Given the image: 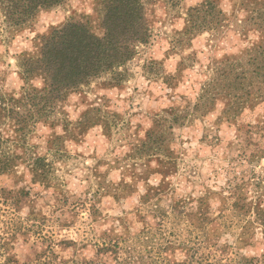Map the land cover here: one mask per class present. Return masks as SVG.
<instances>
[{"label": "rangeland", "instance_id": "374dc122", "mask_svg": "<svg viewBox=\"0 0 264 264\" xmlns=\"http://www.w3.org/2000/svg\"><path fill=\"white\" fill-rule=\"evenodd\" d=\"M203 1L198 0L197 3L187 6L185 8L186 15L183 17V27L179 30L173 28L170 33H165L163 36H161L160 32L164 28L167 29L168 26L166 24L169 22L157 20L154 15L152 19H149L147 16L149 21L148 40L146 43L139 44L144 46L139 51H137L139 46L137 45L134 55L123 66L118 68L119 71L123 72L121 79H119L120 81L116 79L118 76H115L113 73L103 74L94 78L90 83L70 92L66 99L56 108V111L51 115L49 120L36 122L24 135L14 131L6 120H1V130L5 146L7 147L9 143L13 145V149L21 157L18 162L23 164L30 174V183L42 185L43 190L33 192L27 185L19 189L15 187L13 189L0 188L1 196L6 191L7 197H16V199L18 197V210L14 211L9 206L11 198L5 200L0 196V219H4L7 215L5 208L11 209L15 213H19L24 208H27V212L29 209H33L44 216L42 228L38 233L39 236H37L39 239L38 244L35 242L32 247L38 246L40 248L41 246H45L47 249L46 245H48L58 255L59 259L63 258L61 253L71 249L72 252L68 258L73 259L78 264H125L126 261L130 262L132 258L134 260L142 259L144 262L145 259L152 255V247H158L156 245L160 243L166 245L170 241L171 244L168 245L176 243V246L179 243H184V245L192 244L195 230L188 225L187 220L183 216L177 215V211L173 209L174 207H182V205L184 208L193 207L196 200L205 194L210 195L209 202L214 214L221 212L229 215L225 219L226 225L218 241L220 243H227L231 247L226 254L220 257L232 260L231 250L233 247L236 249L233 253L235 257L238 254L243 255L240 249L255 247L252 243L254 234L250 236L247 244L244 245H241V243L236 244L234 242L235 239H232V236H237L236 233L231 231L232 227L245 228L244 222H247V220L232 217V214H230L232 212L230 204L242 196H246V201L249 202L255 199L257 192H261V189H258L256 186V180L264 177V168L257 171L261 161L264 160V154L263 156H257L256 147L261 146V141H264V109L261 108L264 100L258 99L253 104L250 102L246 103L235 114L230 112L229 116H227L222 113V109L224 108L223 101L217 99L211 110L200 115L199 113L190 112L195 102L189 99L184 92L176 91L185 82L186 72H192L196 77H204V79L193 80V84L199 85L195 97L196 101L211 75L215 61L221 60L226 55L241 52L257 39L253 40L250 38L253 34L257 37L258 32L251 28L247 20V9L252 7L253 2L251 0H227L231 8L229 13L224 14L230 18L229 22L226 21L221 29H205L191 39H186L182 36V31L186 24L187 9ZM214 1H216L217 5L221 3V0ZM66 2L67 0L60 5L41 11L44 13H55L56 10L62 9ZM156 2L157 0H154L153 3H148L147 5ZM164 3H167L170 8L175 10L182 4L187 3V0H179L178 3L164 0ZM149 11L154 12V10ZM240 12L243 13L242 17L237 15ZM37 15L28 26L14 33L22 32L25 29L34 31V22ZM82 18V16L81 18H77L76 13L73 12V15L65 21L56 25H49L45 32L37 33L33 36L31 40L33 51L25 50L18 56H15L17 67L20 68L19 61L23 55L35 51L37 36L70 19L80 20ZM177 19H181L179 12L175 13L171 22L174 23ZM157 22L160 23V29L154 31V25ZM96 27L99 30L98 25ZM243 28L246 29L242 30ZM5 33H8L9 37L14 34L13 32L9 33L5 31L2 17L0 16V37H3ZM205 33H209V35L204 36ZM200 36H204V40L197 47L193 40ZM156 37H159L160 40L153 43ZM234 37L235 40L233 39ZM3 42L6 41L0 40V43ZM166 44L169 45L168 48L164 47ZM149 48H151V56H148V52H145ZM232 49H235V51ZM4 54H7L6 50ZM2 55L0 54V65L4 63ZM174 56L179 57V59L176 60L174 70L169 72L165 68V63ZM159 57L161 58L157 59ZM182 60L184 65L180 71H177V68L181 67L179 66V62ZM136 68L140 70L139 75L143 81L138 80L135 84H128L130 80H137L134 70ZM0 73H2V69H0ZM17 76L23 79L20 72L17 73ZM102 76H106L107 78L100 79ZM3 81L4 76L0 74V85H2ZM93 83H95V86L91 87ZM25 84L27 83L25 82ZM153 84H163L167 91H164L162 95H156L152 91L151 85ZM191 86L189 85V87ZM113 88L116 89L114 94L105 95ZM128 88L131 89V92L126 96L124 92ZM15 91L13 89L5 92L0 88V95L4 97L10 95L16 96ZM89 93L93 94L94 98L92 100H88ZM72 94L79 96L77 103L74 105V110L80 105L85 106L76 121L69 120V113L65 110L68 97ZM137 97L147 98V100L151 101V106L145 107L143 100L137 103ZM162 99L167 100L168 105L157 109L156 105ZM177 100L183 102V107L176 102ZM217 104L222 105L218 115L213 117V120L209 124H205V118L216 112ZM125 105H127L126 108H124ZM122 108L123 111L121 112ZM133 108L136 110L132 111ZM170 109L173 110V113L180 114L181 116L180 120L174 122L172 126H169V122H166L164 131L165 133L170 132V134L165 140L166 146L163 150L156 148H149L147 151L139 149L141 142L145 138L146 131L151 128L154 120L159 116L170 118L171 115L168 113ZM92 115H95L98 120L82 131H78V127H76L78 122L85 116ZM137 117H140V120H137L133 124L132 121ZM197 120L200 121L201 128L200 132L195 134L194 129ZM141 121L149 122V127L145 128ZM5 123H7V128L4 127ZM37 123L42 124L43 126L41 127L49 128L50 131L44 137V145L32 144L29 148L27 147V140L29 138L39 140L43 135L39 130L38 134H36L35 126ZM57 127L61 128L62 134L56 133L55 129ZM94 127H100L101 131L98 135L103 137L104 144L112 145L114 136L116 138L115 144L113 147L104 148L103 154L100 155L97 153L101 150L102 146L96 144L93 146L92 151L85 155L79 149L87 143V134ZM8 129L13 131L14 135L12 137H5L4 133ZM141 131L144 132L143 137L140 136ZM96 135L94 134V136ZM54 137H59L58 143H50V140ZM66 141H71L76 145L77 151L69 153ZM173 145H177V147L173 148ZM42 146L45 149V154L43 155L39 154V149ZM124 148L127 151L122 155L116 154L117 149ZM221 148L222 151L219 154L220 164L213 167L216 164V149ZM262 148L264 149V147ZM200 149H207L208 155L201 157L199 155ZM190 150L193 152L192 159L199 160L200 164L188 168L187 175H185L180 172V164L183 162V157ZM48 152L52 153V160L47 159ZM36 156L45 157L50 176L47 184L32 180L29 168L31 167L32 158ZM105 157H111V159L109 160ZM76 159H79L81 162L89 159L95 161L92 165H84L83 170L86 174L79 178L87 183L90 179L87 173H91V180L95 183V190H93L91 183H87V186L79 194H76L66 189L65 185L67 181H61L55 175L57 169L54 167V164L56 162L67 164L68 161ZM205 162L212 173L210 176L206 174ZM160 163L170 166L172 172L163 177L158 171ZM224 165L227 167H224ZM73 167L79 168V165H73ZM237 169L239 170L237 171ZM221 170L224 172L223 184L218 183L219 172ZM65 172H68L67 168ZM113 172L119 174V179L115 181L109 179ZM153 176H159L160 179L156 184H149L148 181ZM194 176L201 178L198 186L203 189L202 194L195 196L193 193L196 192L197 184L192 179ZM126 177L128 180L125 179ZM241 178L246 183V185L240 184L243 188L237 184ZM23 179V173L15 176L13 185L21 183ZM162 179L165 181L163 189L159 193L153 192L147 201H143L142 196L146 193V185L157 186ZM206 181H211L212 186L209 187ZM181 184H184L185 187L190 186L189 190L183 195H177V185ZM141 185L144 191L137 196L136 194L139 192V186ZM49 188L52 189L50 197L45 195ZM133 196H136V202L125 207V202L129 201ZM261 196L264 203V191H262ZM108 199L111 200V203H106ZM213 201H216L215 209L212 207ZM45 209H47V215L45 214ZM246 209V207H243L239 211L233 210V212L243 213ZM159 211L163 212V216H159L160 218L154 215V213H158ZM82 212L87 213V220L80 219ZM249 216L248 214L247 217ZM1 224L2 221L0 220ZM78 224L83 230L77 227ZM85 224L87 225L86 228L83 227ZM146 227H149V229L142 233L143 239L133 237L138 230L142 228L145 230ZM97 229H100L99 232H97ZM111 229H114L115 235L110 233ZM69 231L77 235L76 240L69 237ZM61 233H64V235H61ZM55 237H59V239ZM116 237H122L118 248L112 246L108 250V241ZM29 239L32 240L31 244L24 242L21 238L22 243L28 244V252L24 254L23 261L28 260L29 257L31 259L34 255V250L30 249L29 246L32 245L35 236H31ZM61 240L68 242L65 245ZM57 248L59 252L56 251ZM88 248L93 250L91 259L84 258L81 255ZM252 250L255 251L256 249ZM176 252V260L184 258L182 250L178 249ZM243 256L252 257L256 255ZM105 257L107 259H104ZM196 258L195 263L198 262L201 256L197 255ZM212 258H215L213 254L210 256V259ZM207 259L202 258L204 264H206Z\"/></svg>", "mask_w": 264, "mask_h": 264}, {"label": "trees", "instance_id": "16d2710c", "mask_svg": "<svg viewBox=\"0 0 264 264\" xmlns=\"http://www.w3.org/2000/svg\"><path fill=\"white\" fill-rule=\"evenodd\" d=\"M64 1L66 0H0V16L5 31L14 33L23 29L33 21L39 11L50 9ZM170 1L178 3L179 0ZM153 2L154 0H98L103 11L98 24L102 35H96L86 20L82 23L81 19H70L37 36L35 51L23 55L19 61L22 69L20 74L27 83V87L22 88L19 97L0 95V173H12L21 158L15 150L10 152L5 146L1 120H6L14 131L24 135L36 122L49 120L67 95L80 86L108 73L118 76L117 80L121 79L123 72L118 68L134 55L137 45L146 43L148 40L149 21L145 14L146 5ZM251 2L253 5L247 9V20L251 28L258 32L257 39L241 52L226 55L221 60L215 61L211 75L192 105L191 113L203 115L214 107L217 99H221L224 103L222 113L229 116L230 112L235 114L246 103L253 104L258 99L264 100V0H251ZM229 20L230 18L222 12L216 1L204 0L187 9L182 36L191 39L202 30L221 29ZM183 65L182 60L179 62L181 67H178L177 71H180ZM31 79H40L42 86L39 88L32 86L28 83ZM168 113L171 115L170 118L159 116L154 120L151 128L146 131L139 149L163 150L166 146L165 140L170 134L164 131L166 122L172 126L174 122L180 120L181 116L173 113L172 109ZM97 120L95 115L85 116L76 127L78 131H82ZM58 139L59 137H54L50 143H58ZM263 152L262 146L256 147L257 156H263ZM160 164L158 171L163 177L172 172L170 166L165 163ZM29 171L32 180L43 184L49 182V169L45 157H33ZM244 182L245 180L241 178L237 184L243 188L240 184L246 185ZM164 183L162 179L157 186L147 184L142 200L147 201L153 192L159 193ZM256 186L261 189V192H257L254 200L247 202L246 196H242L230 204L232 217L247 220V222L243 220L245 228L241 227L239 234L235 237L236 244H247L250 236L255 234L257 225L264 233V207H262L264 203L261 196L264 191V177L256 180ZM1 197L5 200L11 198L9 206L14 211L18 210V197L17 199L7 197L6 191ZM209 200L210 195L205 194L196 200L194 207L184 208L182 205L173 209L195 230L191 245H184V243H179L177 246L176 243L168 245L171 244L170 241L166 245L160 243L156 245L158 247H152V255L144 262L142 259L132 258L125 264H204L202 258H208L206 264H231V260L220 257L227 253L231 245L218 241L226 225L225 219L229 215L221 212L214 214ZM243 207L247 208L245 212H233ZM162 213L159 211L154 215L162 217ZM248 214L252 219H247ZM43 219L44 216L33 209H29L22 220L18 216L15 219H0L1 225H8L3 227L2 231L12 233L8 241L0 243V248L3 249V252H0V257H4L3 264H20L14 254L5 256V253L12 252L17 235L24 242H28L31 236H35L32 245L29 246L34 250V255L31 259L29 257L28 260H24L23 264H78L71 258L59 259L48 245H46L47 249L45 246L32 247L35 242L38 244L37 236L42 228ZM148 229L149 227L138 230L133 237L143 239L142 233ZM110 233L115 235L114 229H111ZM121 238L110 239L108 250L112 246L118 248ZM0 240H3V236H0ZM61 242L66 245L68 241L61 240ZM178 249L183 251V259H175ZM212 254L215 258L210 259ZM197 255L201 258L195 263ZM235 264H264V253L252 257L238 254Z\"/></svg>", "mask_w": 264, "mask_h": 264}, {"label": "clouds", "instance_id": "9594fccd", "mask_svg": "<svg viewBox=\"0 0 264 264\" xmlns=\"http://www.w3.org/2000/svg\"><path fill=\"white\" fill-rule=\"evenodd\" d=\"M198 0H187V3L182 4L181 6H179L178 8H176L175 10H173L172 8L169 7V5L167 3H164V0H157L156 3L154 4H150L146 6V15L148 16L149 19H152V16L154 15L157 20H166L169 23L166 24L168 27L167 29H162L160 34L161 36H163L165 33H170L172 31L173 28L175 29H181L183 27V17L186 15L185 13V8L189 5L195 4L197 3ZM218 7L222 10L223 13H229L231 5L227 2V0H221V3L218 5ZM149 10H154V12H150ZM73 12L76 13L77 18H81V16L83 17L81 19V22H85V20H87V22L90 24L92 30L95 32L96 35H102V30H97V25L99 24V19L102 18L103 16V11H102V5H100L98 3V0H67V2L63 5L62 9H58L56 10L55 13H44V12H40L34 22V31H29L27 29H25L22 32L19 33H14L11 37H9L8 33H5L3 37H0V40L6 41L3 43H0V54L2 55V58L4 60V63L2 65H0V69H2V74L4 76V81L2 83V85H0V88H2L3 91L7 92V91H11L13 89H15V95L17 97H19V95L21 94V89L22 88H26L27 85L25 84V81L23 79H21L20 77L17 76L18 72H21L22 69L17 67V61L15 59V56H18L21 52L27 50V51H33L32 46H31V40L32 37L35 36L37 33H43L45 32V30L47 29V27L49 25H56L61 23L62 21H65L67 18L71 17L73 15ZM176 12L180 13V17L181 19H177L175 20L174 23L171 22L172 17L175 15ZM238 16L242 17L243 13L240 12L237 14ZM160 29V23H155L154 25V31ZM209 35V33H205L204 36ZM204 36H200L197 39L193 40V42L196 43L197 47L200 46V42L202 40H204ZM171 38V37H169ZM251 39L255 40L257 37L256 35H251L250 36ZM235 40V37L233 38ZM160 38L156 37L153 41V43H156L157 41H159ZM164 47H169L168 44L164 45ZM144 48L143 45H139L137 48V51H139L140 49ZM6 50L7 54H4ZM233 51H235V49H232ZM145 52H148V56H151V48L145 50ZM144 52V53H145ZM217 55H219L217 53ZM147 56V57H148ZM161 57L157 58L160 59ZM179 59V57H172L171 59H169L166 63H165V68L169 71L172 72L174 70V65L176 63V60ZM203 59V58H202ZM142 62V61H141ZM206 62V61H205ZM136 72V76H137V80H130L128 81V84H135L137 83V81H143V79L140 77L139 75V69L136 68L134 69ZM106 76H102L100 79H106ZM197 79H204V77H196L192 72H186L185 73V82L176 89L177 92H184L185 95H187L189 97V99H191L193 102H195V97H196V93L199 89V85L198 84H193V80H197ZM29 84H31L34 87H41L42 86V82L40 79H31L28 81ZM189 85H192L191 87H189ZM95 83H93V85H91V87H94ZM152 86V91L154 93H156V95H162V93L164 91H167V89L164 88L163 84H153ZM116 91L115 88H113L110 92H108L105 95L108 94H114ZM129 92H131V89L128 88L124 94L127 96L129 94ZM93 94L89 93L88 94V100H92ZM79 99V96L77 94H72L68 97V101L67 104L65 105V110L69 113L68 119L71 121H76L77 118L79 117V114L81 111L84 110V105H80L79 107H76L74 110V105L77 103ZM144 101V106H151V101L147 100V98L145 97H137V103H140L141 101ZM178 104H180L181 107H183V102L177 100L176 101ZM168 105V101L167 100H161L159 102L158 105H156L157 109L161 108V107H166ZM127 105L124 106V108H126ZM222 107V105L217 104V110L216 112H213L211 115L207 116L204 120L205 124H209L212 120L213 117H215L216 115H218L219 113V109ZM261 108L264 109V104H261ZM136 109L133 108L132 111H135ZM121 112L123 111V108L120 110ZM58 115V114H57ZM125 119H127V117H125ZM137 120H140V117H137L136 119H134L132 121L133 124L136 123ZM144 124V127L147 128L149 127V122L147 121H141ZM43 126L42 124L37 123L35 126V132L36 134H38V130L40 133H43V135L41 136V138L39 140L34 139V138H29L27 140V147H31L32 144H39V145H44L45 140L44 137L47 136V134L49 133L50 129L47 127H41ZM5 128H7V123H5L4 125ZM200 128H201V123L199 120H197L195 122V129H194V133L198 134L200 132ZM191 130V129H189ZM57 134H62L61 132V128L57 127L55 129ZM101 129L100 127H94L91 129V131L88 132L87 134V143L83 145V147H80L79 151L84 152L85 155H87L88 153H90L93 149V146H95L96 144H100L101 150L97 153L98 155L103 154V149L106 147H113L115 144V136L113 137V144L112 145H107L104 144V139L102 136H99L98 134L100 133ZM193 131V130H191ZM94 134H97L96 136H94ZM5 137H12L14 135L13 131L11 129H8L5 133H4ZM144 132L141 131L140 132V136L143 137ZM261 146L264 147V141H261ZM66 147L69 151V153L73 152V151H77L76 150V145H74L71 141H66ZM173 148H176L177 145H173ZM187 147V146H185ZM7 148L9 149V151H13V145L11 143H9L7 145ZM16 151H18V149H16ZM125 151H127L126 148L124 149H117V153L118 155H122ZM222 151L221 149H216V164L213 165V167H216L220 164L219 161V154ZM39 154L43 155L45 154V149L44 147H40L39 149ZM199 155L201 157L207 156L208 155V151L207 149L204 150H199ZM233 155H235V153H233ZM193 152L190 150L188 152V154L186 156L183 157V162L180 164V172L184 173L185 175H187V169L192 167L193 165H199L200 161L199 160H193ZM106 159H111V157H105ZM47 159L48 160H52V153L48 152L47 153ZM95 161L93 160H84L83 162H81L79 159L76 160H70L67 162V164H61L59 162H56L54 164V167L57 169V171L55 172V175L57 177L60 178L61 181H67V184L65 185L67 190H70L76 194H79L86 186L87 183H91L92 184V188L93 190H95V183L91 180V173H87V175H89L90 179L89 181L86 183L83 180L79 179L80 177H83L86 173L83 170L84 165H92ZM73 165H79V168H74ZM154 166V165H153ZM224 167H227L226 165H224ZM68 169V172H65V169ZM261 168H264V160L261 161L260 163V167L257 168V171H260ZM239 169H237L238 171ZM101 171H103V169H101ZM205 171L207 175H211V171L210 169H208L207 167V163L205 162ZM14 173V175H13ZM21 173H23L24 179L21 183L16 184L15 186L13 185V179L15 178V176H19ZM74 174V175H73ZM30 174L28 173V170L23 166V164H20L19 162H17L15 168L13 169V172H3L0 173V188H4V189H13V187H15L16 189H19L20 187L27 185L33 192L35 191H42V185L40 184H31L30 183ZM109 179L115 181L117 179H119V174L117 172H113ZM126 180H128V178H125ZM160 179L159 176H153L148 183L149 184H156L157 181ZM171 179V177H170ZM193 180L196 181L197 187H196V192L193 193V195H200L203 192V189L200 188L199 185V181H200V177H192ZM224 182V172L221 170L219 172V180L218 183L219 184H223ZM206 183H208V186L211 187V181H206ZM190 187V186H189ZM189 187H185L184 184L181 185H177V195H183L186 191L189 190ZM144 188L143 186H139V192L136 194L137 196L140 193H143ZM52 193V189L49 188L47 193H45L46 196L50 197ZM251 198V197H250ZM136 202V196H133L129 201L125 202V207H128L130 204L135 203ZM216 201H213L212 207L213 209H215V204ZM106 203H111V200L108 199L106 201ZM194 207V205H193ZM262 207H264V205H262ZM5 212L7 213V215L4 217V219H15L17 216L22 220L23 217L25 216V214L27 213V208H24L22 211H20L19 213H15L13 212L11 209L5 208ZM45 214L47 215V209H45ZM58 215V214H57ZM80 219L81 220H87L88 216L86 212H82L80 215ZM247 219H252L251 216H249ZM243 223V222H242ZM3 227H8V225H0V236H3V240H0V243H4L5 241H8L9 236L12 234L10 231L9 232H4L2 231ZM78 228H81V226L78 224L77 225ZM83 227H87V225L85 224ZM105 227H107V225H105ZM137 227H139V225H137ZM81 230H83L81 228ZM100 229H97V232H99ZM53 231H55V229H53ZM117 231H119V229H117ZM231 231L233 233H236L237 235L240 232V228L233 226ZM61 235H64V233H61ZM68 235L71 239L76 240L77 239V235L71 231L68 232ZM56 239H59V237H55ZM232 239H235V236H232ZM32 240L29 239L28 244H31ZM252 243L255 245V247H248V248H244V249H240V251L242 252L243 255L245 256H252V255H256L259 256L261 253H264V233L261 232V227L259 225H257L255 227V234L252 237ZM28 244H24L21 242V237H19L17 235L16 240L13 242V248H12V252L10 253H5V256L7 255H12L14 254L16 259L18 261H20V264H23V259H24V254L28 252ZM252 249H256L255 251H253ZM57 252H59V249H56ZM236 251L235 247H233V249L231 250L232 253V260H231V264H235V260L237 257L233 256V253ZM0 252H3V249L0 248ZM72 250L68 249L67 251L61 253V255L64 258H68L71 255ZM84 258H88L91 259L92 255H93V250L91 248H88L87 250H85L82 254H81ZM104 259H107V257H105ZM3 260L4 257H0V264H3Z\"/></svg>", "mask_w": 264, "mask_h": 264}]
</instances>
